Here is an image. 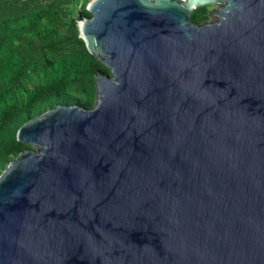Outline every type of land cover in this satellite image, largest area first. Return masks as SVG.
<instances>
[{"label":"water","instance_id":"95a60500","mask_svg":"<svg viewBox=\"0 0 264 264\" xmlns=\"http://www.w3.org/2000/svg\"><path fill=\"white\" fill-rule=\"evenodd\" d=\"M219 3L215 22L193 11ZM110 69L29 120L0 174V264H264V0H90Z\"/></svg>","mask_w":264,"mask_h":264},{"label":"trees","instance_id":"16d2710c","mask_svg":"<svg viewBox=\"0 0 264 264\" xmlns=\"http://www.w3.org/2000/svg\"><path fill=\"white\" fill-rule=\"evenodd\" d=\"M90 0H0V174L22 151L19 128L48 109L95 105L98 73L111 75L80 37ZM209 5L190 19L208 20Z\"/></svg>","mask_w":264,"mask_h":264},{"label":"rangeland","instance_id":"374dc122","mask_svg":"<svg viewBox=\"0 0 264 264\" xmlns=\"http://www.w3.org/2000/svg\"><path fill=\"white\" fill-rule=\"evenodd\" d=\"M210 6V10H209V12H208V20L206 21V22H215V21H218V19H219V17L217 16V15H215L214 13H213V11L214 10H217V9H219V7H220V4L219 3H213V4H210L209 5ZM97 99V98H96ZM95 103H96V101H95ZM8 166V165H7ZM6 169V168H5ZM4 171V170H3ZM2 171V172H3ZM1 172V173H2Z\"/></svg>","mask_w":264,"mask_h":264}]
</instances>
